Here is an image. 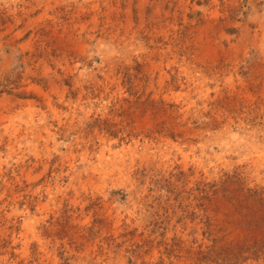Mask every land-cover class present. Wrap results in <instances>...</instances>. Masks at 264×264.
<instances>
[{"label": "rangeland", "instance_id": "374dc122", "mask_svg": "<svg viewBox=\"0 0 264 264\" xmlns=\"http://www.w3.org/2000/svg\"><path fill=\"white\" fill-rule=\"evenodd\" d=\"M264 0H0V264H264Z\"/></svg>", "mask_w": 264, "mask_h": 264}, {"label": "trees", "instance_id": "16d2710c", "mask_svg": "<svg viewBox=\"0 0 264 264\" xmlns=\"http://www.w3.org/2000/svg\"><path fill=\"white\" fill-rule=\"evenodd\" d=\"M242 192V208L246 211V224L262 233L249 245L239 246V253L250 252L255 256L264 254V186L240 190Z\"/></svg>", "mask_w": 264, "mask_h": 264}]
</instances>
